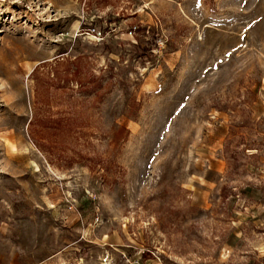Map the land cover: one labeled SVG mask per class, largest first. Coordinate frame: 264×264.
I'll return each mask as SVG.
<instances>
[{
  "label": "rangeland",
  "instance_id": "374dc122",
  "mask_svg": "<svg viewBox=\"0 0 264 264\" xmlns=\"http://www.w3.org/2000/svg\"><path fill=\"white\" fill-rule=\"evenodd\" d=\"M0 264H264V0H0Z\"/></svg>",
  "mask_w": 264,
  "mask_h": 264
},
{
  "label": "trees",
  "instance_id": "16d2710c",
  "mask_svg": "<svg viewBox=\"0 0 264 264\" xmlns=\"http://www.w3.org/2000/svg\"><path fill=\"white\" fill-rule=\"evenodd\" d=\"M153 52L154 50L152 49L151 45L147 44L141 51L140 62H145L144 60L151 57Z\"/></svg>",
  "mask_w": 264,
  "mask_h": 264
}]
</instances>
